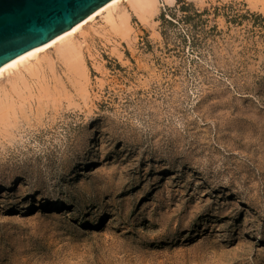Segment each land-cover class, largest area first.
Segmentation results:
<instances>
[{
  "label": "rangeland",
  "instance_id": "374dc122",
  "mask_svg": "<svg viewBox=\"0 0 264 264\" xmlns=\"http://www.w3.org/2000/svg\"><path fill=\"white\" fill-rule=\"evenodd\" d=\"M260 3L123 0L82 75L51 51L0 82V264H264Z\"/></svg>",
  "mask_w": 264,
  "mask_h": 264
},
{
  "label": "water",
  "instance_id": "95a60500",
  "mask_svg": "<svg viewBox=\"0 0 264 264\" xmlns=\"http://www.w3.org/2000/svg\"><path fill=\"white\" fill-rule=\"evenodd\" d=\"M109 0H0V65L65 32Z\"/></svg>",
  "mask_w": 264,
  "mask_h": 264
},
{
  "label": "bare ground",
  "instance_id": "6f19581e",
  "mask_svg": "<svg viewBox=\"0 0 264 264\" xmlns=\"http://www.w3.org/2000/svg\"><path fill=\"white\" fill-rule=\"evenodd\" d=\"M129 3L131 8L139 16L143 17L145 14L153 12L158 6L171 4L174 0H124ZM262 10L264 11V0H261ZM123 0H109L102 6L98 7L82 20L74 24L65 32L55 36L44 44L36 46L7 62L0 65V82L5 79H11L10 87L12 91H18L22 87L27 86L32 78H36L41 73L38 68V61L49 56L51 51H54L58 59L63 63L67 70L71 71L74 75L84 73L83 71V58L79 47L73 42L76 32L83 29L84 24L92 22L95 16L102 15L111 23V26L116 31L126 29L127 15L123 14L115 21L116 9L123 5ZM121 4V5H120ZM128 14V13H127ZM117 15V14H116ZM124 32V31H123ZM51 48V49H49ZM48 69L53 67V63L48 62ZM2 78V79H1ZM9 82V80H8ZM9 85V84H8ZM4 89V88H3ZM7 89V88H5ZM4 89V90H5ZM0 90V117L6 110L7 105L10 103V92ZM10 91V90H9Z\"/></svg>",
  "mask_w": 264,
  "mask_h": 264
}]
</instances>
